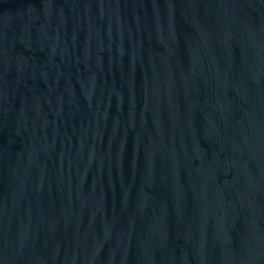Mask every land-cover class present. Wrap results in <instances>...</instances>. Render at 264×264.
<instances>
[{"label": "water", "instance_id": "1", "mask_svg": "<svg viewBox=\"0 0 264 264\" xmlns=\"http://www.w3.org/2000/svg\"><path fill=\"white\" fill-rule=\"evenodd\" d=\"M0 264H264V0H0Z\"/></svg>", "mask_w": 264, "mask_h": 264}]
</instances>
